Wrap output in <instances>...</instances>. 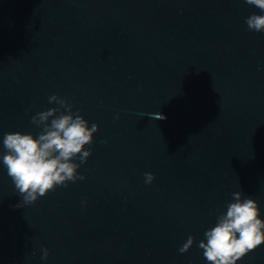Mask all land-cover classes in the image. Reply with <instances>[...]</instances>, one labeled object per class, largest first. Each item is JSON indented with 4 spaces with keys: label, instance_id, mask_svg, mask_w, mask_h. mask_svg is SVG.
<instances>
[{
    "label": "water",
    "instance_id": "water-1",
    "mask_svg": "<svg viewBox=\"0 0 264 264\" xmlns=\"http://www.w3.org/2000/svg\"><path fill=\"white\" fill-rule=\"evenodd\" d=\"M253 13L244 0H0V264H209L198 245L233 192L264 219ZM53 94L99 129L85 179L24 204L4 134L37 137ZM237 264H264V244Z\"/></svg>",
    "mask_w": 264,
    "mask_h": 264
},
{
    "label": "clouds",
    "instance_id": "clouds-1",
    "mask_svg": "<svg viewBox=\"0 0 264 264\" xmlns=\"http://www.w3.org/2000/svg\"><path fill=\"white\" fill-rule=\"evenodd\" d=\"M244 2L262 13L245 18L248 30L264 32V0ZM49 103L58 107L37 112L31 118V123L42 129L37 137L16 132L6 133L3 138L6 151L2 163L24 204L34 203L58 185L66 187L68 181L84 180L77 170L91 156L92 149L85 146L93 144V134L99 129L96 123L89 127L80 110L73 111V105L66 98L53 94ZM165 118L155 114V119ZM77 157L79 163L74 162ZM144 177L146 184L155 179L151 172L144 173ZM242 196L241 191L232 193L233 200L228 203L226 212L218 216L214 227L205 230V239L199 242L198 247L204 250L203 255L209 264H237L264 244V219H261L258 203L250 197L242 199ZM194 240L189 236L179 252L186 253ZM42 253L41 259L46 260L49 250L44 248Z\"/></svg>",
    "mask_w": 264,
    "mask_h": 264
}]
</instances>
